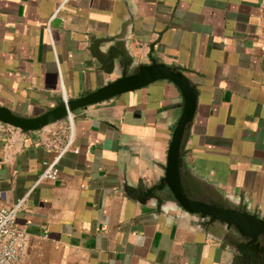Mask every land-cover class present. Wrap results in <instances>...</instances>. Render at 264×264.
Wrapping results in <instances>:
<instances>
[{"label":"crops","instance_id":"1","mask_svg":"<svg viewBox=\"0 0 264 264\" xmlns=\"http://www.w3.org/2000/svg\"><path fill=\"white\" fill-rule=\"evenodd\" d=\"M261 1L0 0V105L35 118L117 80L91 48L123 35L129 74L152 56L197 87L183 154L197 186L264 219ZM183 103L165 80L74 112L59 179L40 184L68 119L35 132L0 122V207L23 201L21 264H230L234 250L198 215L128 192L164 177Z\"/></svg>","mask_w":264,"mask_h":264},{"label":"water","instance_id":"2","mask_svg":"<svg viewBox=\"0 0 264 264\" xmlns=\"http://www.w3.org/2000/svg\"><path fill=\"white\" fill-rule=\"evenodd\" d=\"M91 52L102 72L111 75L119 71L121 76L81 98H58L55 108L35 118L17 116L10 109L0 105V122L24 132L40 131L66 120L78 110L142 89L158 81L172 82L181 91L184 103L169 148L165 175L154 182L140 180L137 188L128 189L129 194L139 201H154L158 210L168 203L175 202L188 213L198 215L204 227L221 235L228 248L234 250L235 255L230 264H264V219L249 213L245 207L230 206L222 198L214 197L197 186L184 163L185 136L194 120L198 104L197 87L186 73L159 63L150 56L151 64L139 65L129 74L134 65V58L123 41V35L94 40Z\"/></svg>","mask_w":264,"mask_h":264},{"label":"built area","instance_id":"3","mask_svg":"<svg viewBox=\"0 0 264 264\" xmlns=\"http://www.w3.org/2000/svg\"><path fill=\"white\" fill-rule=\"evenodd\" d=\"M261 7L264 9V0L261 1ZM72 115L68 119V135L64 132H52V140L46 143L47 149L57 151L58 156L53 162H44V171L38 180V184L43 181L54 182L59 179L60 170L58 163L63 155L73 145ZM75 150V153H78ZM3 193L0 192V199ZM23 210V201H19L12 206L0 207V264H21L26 251L28 235L17 225L19 213Z\"/></svg>","mask_w":264,"mask_h":264}]
</instances>
